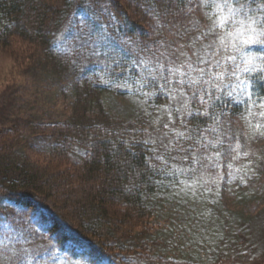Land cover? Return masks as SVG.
Instances as JSON below:
<instances>
[{
    "label": "trees",
    "instance_id": "16d2710c",
    "mask_svg": "<svg viewBox=\"0 0 264 264\" xmlns=\"http://www.w3.org/2000/svg\"><path fill=\"white\" fill-rule=\"evenodd\" d=\"M134 1L0 0V51L12 58L20 40L34 47L17 56L31 94L0 95V261L47 245L60 264H264V168L254 183L234 185L228 203L194 192L180 172L224 115L264 110V46L248 52L254 70L223 78L216 101L185 85L176 106L163 81L144 83L139 61L157 62L189 37L201 43L188 19L199 0ZM126 100L129 113L117 107ZM167 110L171 148L150 137ZM230 214L250 225L231 228Z\"/></svg>",
    "mask_w": 264,
    "mask_h": 264
},
{
    "label": "rangeland",
    "instance_id": "374dc122",
    "mask_svg": "<svg viewBox=\"0 0 264 264\" xmlns=\"http://www.w3.org/2000/svg\"><path fill=\"white\" fill-rule=\"evenodd\" d=\"M122 3L128 5L130 8L134 7V0H122ZM208 15L206 16L205 13ZM212 17L210 20L208 17ZM217 17V9L212 6L201 7V10H197V13L189 14V20H194V24L199 25L198 28L202 32H206L209 27L212 26L213 20ZM223 18V17H221ZM243 17H237L236 20H228L223 25L218 26L214 33H210L207 36L203 35L201 43L198 44L194 37H189L188 42L176 43L170 45L171 49H165L162 55L158 56V62L167 66L170 62L180 64L184 62L188 57L192 58V53L198 49H201L202 45H207L214 42V46L220 49V56L232 55L236 57V64H239L241 72L242 69L247 67L248 72L255 69L256 58L248 52L257 45H246L242 41L246 39V36H237L235 29L239 27L238 20ZM170 30H174V25L169 23ZM232 32L230 37L228 32ZM197 33V37H198ZM191 39V40H190ZM229 45L228 49H224L221 43ZM235 45V47H232ZM196 46V47H195ZM14 54L12 58L6 56L0 51V95L8 93L9 89L19 88V92L24 91L26 99V93L30 95V90L27 89L29 84L28 80L20 74L18 70L22 68L18 65L17 56L20 53L33 51V44L24 42L22 40L16 41L13 45ZM240 49V51H237ZM184 53L186 55H182ZM99 58V54L95 56ZM100 59V58H99ZM196 57L194 58V60ZM229 68L234 65H228ZM18 72V73H17ZM246 72V73H248ZM224 77H228L225 75ZM36 81H34L35 83ZM216 87L210 88L206 94V99L210 102H214L219 96V90L223 86L222 80L215 81ZM33 86V82L30 84ZM215 88V89H214ZM215 92L212 94V90ZM181 92L177 91L175 94V105L181 106L185 101L182 100L179 95ZM28 98V97H27ZM52 98V97H51ZM214 100V101H213ZM60 103V102H59ZM133 104L131 101H123L118 104V109L123 113H129ZM184 106V105H183ZM183 108V107H182ZM184 109V108H183ZM170 110H167L166 116H168L162 126H158V131L151 132V140L160 145L163 148H171L177 138L175 127L171 123ZM228 113V112H227ZM167 125L168 127H165ZM44 155L39 153H32V160L39 164L48 163ZM192 161L191 166L180 172L184 175V178L192 179V189L194 192H198L207 195L208 198L214 202L217 201L216 197H224L226 203L230 200L231 191L234 189V185L241 186L245 184H252L256 181L262 173L264 168V110L255 109L242 120L234 121L227 115H224L218 124L213 125L209 130H206L199 141L198 145L192 151L190 158ZM61 168L68 167L63 162L58 163ZM71 167V166H70ZM43 197V196H42ZM199 199V196H197ZM221 202V201H220ZM226 205V204H225ZM249 209L254 210L256 204L250 203ZM226 207V206H225ZM225 207H221L218 203V210L225 211ZM247 209V210H249ZM230 224L231 228H235L238 224H244L246 227L250 225L249 222H243L244 219L232 216ZM175 218V217H174ZM171 221L174 225L177 220ZM228 220V219H226ZM262 221V219H261ZM175 235V236H174ZM170 239L176 241L177 236L174 233ZM0 264H60L53 254V246H43L37 249H28L27 251H11L5 254V260L0 261Z\"/></svg>",
    "mask_w": 264,
    "mask_h": 264
},
{
    "label": "snow or ice",
    "instance_id": "6c2138e0",
    "mask_svg": "<svg viewBox=\"0 0 264 264\" xmlns=\"http://www.w3.org/2000/svg\"><path fill=\"white\" fill-rule=\"evenodd\" d=\"M187 2L192 4L194 0H187ZM257 3L264 6V0H199V6H212L217 9L216 19L213 20L212 26L203 35L207 36L214 33L218 26L223 25L229 19L236 20L237 17L242 16L243 18L238 20L239 27L235 29L236 35L246 36V39L242 41L243 44L264 46V39L260 38L264 37V18H261L264 17V13L259 15L256 12L249 13V8ZM189 11H191V8H189ZM205 15L208 14L205 13ZM208 18L212 19L210 16ZM227 35L231 37L233 33L230 31ZM221 43L225 50L228 49L229 45L223 44V40H221ZM232 47H235V45H232ZM237 51H240V49H237ZM192 56L196 59L192 60L191 57H188L180 64L170 62L167 66L158 61L153 62L151 59L141 60L139 64L144 69L141 78L144 83L149 82L145 77H151L153 81L157 79L163 81L165 85L169 86L170 94L177 91L183 92L184 86L187 85L189 91L195 97L198 90L207 93L210 88L217 86L215 81L223 80L225 75L231 79L232 76H237L238 72L241 71L239 64H236V57L227 54L221 57L220 49L215 48L214 42L202 45L201 49L192 53ZM228 65H234V67L229 68ZM242 71L248 72L249 69L245 67ZM173 83L175 87H172ZM229 86L225 85L226 88ZM244 86L245 81L238 80L236 87L243 89ZM228 95H231V92ZM172 98H175L174 95ZM165 127L168 126L165 125ZM181 151L185 150L181 149ZM155 158L162 159L159 156ZM181 159H188V156L185 155Z\"/></svg>",
    "mask_w": 264,
    "mask_h": 264
}]
</instances>
